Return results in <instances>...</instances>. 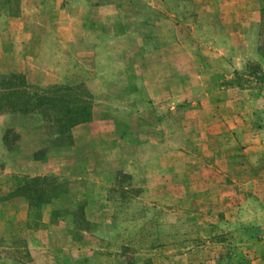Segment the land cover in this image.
Returning a JSON list of instances; mask_svg holds the SVG:
<instances>
[{
    "label": "rangeland",
    "instance_id": "374dc122",
    "mask_svg": "<svg viewBox=\"0 0 264 264\" xmlns=\"http://www.w3.org/2000/svg\"><path fill=\"white\" fill-rule=\"evenodd\" d=\"M262 6L0 0V93L67 84L91 100L67 133L58 104L0 113V202L17 199L0 258L264 264V77L234 74H264Z\"/></svg>",
    "mask_w": 264,
    "mask_h": 264
},
{
    "label": "trees",
    "instance_id": "16d2710c",
    "mask_svg": "<svg viewBox=\"0 0 264 264\" xmlns=\"http://www.w3.org/2000/svg\"><path fill=\"white\" fill-rule=\"evenodd\" d=\"M260 12L261 28L264 29V6L261 7ZM234 74L236 79L244 76L251 77L255 81H260L264 77V74L260 72L257 66H247L244 73L236 72ZM10 77L18 78L21 76L11 74ZM21 82L19 81L17 84L9 86L10 90L6 93H0V113L6 107L11 111L18 112H33L36 110L45 112L58 104L61 117L60 127L66 133L73 125L89 119L90 96L79 85L59 84L38 89L36 86ZM28 190L29 185H24L23 192H26V197L31 198L30 196L32 195L29 194ZM35 201L37 200L35 199Z\"/></svg>",
    "mask_w": 264,
    "mask_h": 264
},
{
    "label": "crops",
    "instance_id": "0c3cea01",
    "mask_svg": "<svg viewBox=\"0 0 264 264\" xmlns=\"http://www.w3.org/2000/svg\"><path fill=\"white\" fill-rule=\"evenodd\" d=\"M1 50V49H0ZM3 55H2V52L0 51V73L2 72H5L7 71V67L6 65L3 64ZM2 117L0 115V127H1V120H2ZM0 144H1V135H0ZM16 197H12V198H9L8 201H2L0 202V213L1 212H4V211H8V210H13L14 208H9V209H6V205H11V203H14L13 201H16ZM0 264H19L15 261H13L12 259H9V258H0ZM25 264H30L29 262L25 263Z\"/></svg>",
    "mask_w": 264,
    "mask_h": 264
}]
</instances>
